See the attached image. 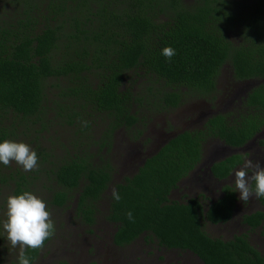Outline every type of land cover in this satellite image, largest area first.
<instances>
[{"label": "trees", "instance_id": "obj_1", "mask_svg": "<svg viewBox=\"0 0 264 264\" xmlns=\"http://www.w3.org/2000/svg\"><path fill=\"white\" fill-rule=\"evenodd\" d=\"M10 5L11 23L0 22V142H16L17 131L27 136L32 125L51 122L43 118L50 83L59 87L55 98L68 103H55L51 111L85 142L78 150L76 139L69 141L78 154L57 163L37 152L38 166L28 171L36 178L0 164V191L6 190L7 196L25 191L41 195L33 181L43 171L51 188L49 205L65 207L75 194L76 215L88 226L95 224L97 203L112 183V166L103 149H111L114 131L142 137L144 111L178 108L187 95L181 88L202 99L209 96L224 65L231 66L236 80H264V0H193L190 6L184 0H12ZM235 35L241 42H233ZM165 47L175 50L171 60L161 54ZM141 78L137 92L134 87ZM152 78L164 84L162 90L146 85ZM243 107L235 124L217 115L201 129L177 133L145 158L136 173L113 186L107 217L117 228L118 246L145 236L161 248L190 253L202 264H264L245 235L222 241L203 231V221L217 224L231 218L235 198L228 188L205 213L195 199L180 203L169 197L199 164L207 140L241 147L261 130L263 85L251 90ZM91 111L110 121L102 137L87 144L91 136L86 133L93 129ZM91 145L98 146L96 153ZM240 162L238 156L227 157L211 166V174L224 178ZM258 200L264 207V198ZM263 221L262 212L244 217L251 230L262 224V236ZM52 236L42 248L26 250L31 264ZM4 243L10 253L15 250L8 263L17 264L21 249L2 232L0 263L10 257Z\"/></svg>", "mask_w": 264, "mask_h": 264}, {"label": "rangeland", "instance_id": "obj_2", "mask_svg": "<svg viewBox=\"0 0 264 264\" xmlns=\"http://www.w3.org/2000/svg\"><path fill=\"white\" fill-rule=\"evenodd\" d=\"M10 1L12 0H0V22L5 21L7 23H11L12 18H9L11 15H13V9L10 5ZM185 4L187 6H190L193 2V0H184ZM12 3V2H11ZM163 18V16H161ZM160 17V18H161ZM8 27V26H6ZM232 39H237V36H232ZM238 41V40H237ZM236 41V42H237ZM225 71V72H224ZM222 72V73H221ZM220 73V81H223V76L228 74L229 67L226 66ZM135 79V78H134ZM156 78H152L150 83L148 80L146 81V85H152L155 89L162 90V86L164 85L161 81L158 84ZM55 83H50L47 86V102L44 104V108L46 109L45 116L43 118L50 119V123H37L35 125H32L30 127L29 134L27 133V136L19 134L20 131H17L16 138H13L16 142H22L24 141L26 145H29L32 150H34L36 153L43 151L41 158L46 157L47 161L57 163L56 161H62V160H68L69 157H71L74 154H78V151L76 152L73 147L70 145V143L76 139L73 135V131L68 128L66 125H64L61 120L56 118L55 113L51 110L54 109L55 103L60 104L61 106L68 105L66 102L67 100H58L55 98L56 94L59 91V87L53 86ZM61 84V83H60ZM59 84V86H60ZM163 84V85H162ZM137 85H142V78L138 79V82L136 83V87H134V90L139 92L140 86L137 87ZM260 85L264 86V82L260 83ZM142 88V87H141ZM167 88V87H166ZM171 90L170 88H168ZM181 93L184 92L187 93V95L183 96V103L184 106L180 107L179 109H176L174 111L164 110L162 112H147L144 111L146 116V128H145V134L144 136L135 139L134 137L127 135L128 133L125 132L122 129H118L114 131L113 134V144L111 146V149L109 151H105L104 154H106V157L108 158L109 163H111L112 166V183L110 185L109 191H107L106 194L103 195L99 203H97V214L95 216V226L88 227L85 226L84 223L77 217L76 210H75V194L74 198L69 202V204L62 208H55L53 206H50L48 203V200L51 199V192H50V186H46V178H44L45 172L41 171L37 176L38 179L36 181H33V185H35V191L39 189L42 191L41 195H37L40 199H42L44 202L45 200L47 202V210L50 212V218L54 223V233L50 240V242L41 250L38 259L35 261L34 264H89L96 260V257L91 249L89 250V255L86 254V251L79 247L80 244H83L85 248H88L89 244L92 246L94 243L95 245H100L104 239H96L95 235L100 236H106L107 231L105 229L110 228L106 226L105 218L108 215L109 210V202H110V195L112 189L114 190L113 186L115 183L121 182L124 180V178L132 176L137 168V165L139 161L135 160V157H137V160H142L144 156H152L155 154L161 146L160 141L162 140L159 138V134L161 131L166 130L165 126H162V124H166L169 126V130L171 132H178L180 130H183L185 125H191L193 128L191 129H197L199 127L202 128L201 121L189 123L188 120L196 119L198 115L196 113H193V116L189 113V107L193 102L194 99H202L199 98L194 92H188L187 89H179ZM222 94L220 96V99L218 103H215L212 108L214 109V113H221L223 112H229L233 113L236 110L237 107V99H235V102L232 104L230 100H223L224 91H221ZM207 97H204L203 99H207ZM213 103L215 101H212ZM182 103V105H183ZM222 110V111H221ZM227 110V111H225ZM89 113V112H88ZM93 117L91 118V121L89 124L93 127L91 131L86 133L87 135L91 136V140L87 142V144H90L92 140H96L100 137H102V133L104 130V127L109 124L110 118H108L104 114L99 113H93ZM65 117V114L63 115ZM88 121V116L86 117ZM173 118H176L174 122L171 123V120ZM10 119V118H9ZM8 119V121L5 123L6 126H9L11 121ZM199 119V118H198ZM41 124L44 126L41 127ZM174 124L175 126H173ZM189 130V128H185ZM42 130V131H40ZM125 135L130 138V141L127 143L125 141ZM161 139V140H160ZM38 141V143L36 142ZM71 141V142H69ZM28 142H32L31 144H28ZM84 139L77 138L75 142H73L77 149L79 150L78 145L81 143H84ZM62 144V145H61ZM65 144V146H63ZM159 146V147H158ZM218 146L222 147L223 143L220 141H208L204 144V153L205 157L204 159H208V162L212 160L213 158H227L228 155L224 157H216L215 152L212 154L213 147ZM98 146L91 145L90 150L92 152L97 151ZM104 151V149H103ZM102 151V153H103ZM101 153V155H102ZM55 156V157H54ZM54 157V159H53ZM40 159L38 158V161ZM45 162V161H44ZM45 164L48 165L46 162ZM45 164L43 167L45 168ZM59 164V163H58ZM142 165V164H141ZM140 165V166H141ZM11 170L15 172V169H18V171H24L23 168L19 165H17L15 162L10 163ZM33 170H36L33 169ZM25 172V171H24ZM30 173L32 177H35L31 172ZM36 178V177H35ZM190 180V179H189ZM186 180V181H189ZM187 183V182H186ZM45 185V186H44ZM6 190L0 191V223L5 219V204L9 196L6 195ZM186 196L185 191H183V186H181L179 189H177L173 195V197L170 198L171 201L175 202H185L186 199H182V197ZM239 204L238 207L240 208ZM260 205L255 202V211L260 210L264 211L263 208L259 207ZM252 210V209H251ZM243 210H236L235 219H238L242 216ZM204 224L203 231L208 234L211 238L215 239H221L223 241H229L233 239L236 235L245 233L244 228L238 227L237 229H234L232 227H210L208 225ZM106 226V227H105ZM0 232L5 236L6 233L3 232L2 226H0ZM91 234V235H88ZM144 236L140 237L138 241L132 246L127 247L123 250L121 253V256L119 254L117 255V258L115 261H117L114 264H165L166 261H161L158 263L156 261V256H161L162 254H165L164 252H158L156 253L157 244L155 241L149 243L144 240ZM250 242L251 244L264 255V244L261 242V239L259 238L258 234L255 232L254 234H251L250 236ZM142 242L146 244L147 247H144ZM3 246L9 250H11V247L6 245L5 243ZM19 247V246H18ZM99 249V248H98ZM10 253V252H9ZM15 250L13 248V251L10 253L9 258H5L3 262L0 264H9L8 261L14 258ZM152 253V254H150ZM184 253V252H183ZM11 255L13 257H11ZM130 255V256H129ZM168 257V263L167 264H173V261L175 260L176 253L172 252V254H165ZM189 255V256H187ZM90 256V259H89ZM128 258V262H124V259ZM159 258V257H158ZM172 260V261H171ZM181 260V259H180ZM179 260V261H180ZM189 262L190 264H201L198 260H196L193 256L191 257L189 253H186L185 263Z\"/></svg>", "mask_w": 264, "mask_h": 264}, {"label": "flooded vegetation", "instance_id": "obj_3", "mask_svg": "<svg viewBox=\"0 0 264 264\" xmlns=\"http://www.w3.org/2000/svg\"><path fill=\"white\" fill-rule=\"evenodd\" d=\"M237 40L241 42V39L238 37H237V39L233 40V42H236ZM226 66L229 67V72H228V74H226L227 76L222 75L224 79H223V81H220V78H221L220 74L222 73L221 71ZM220 72L216 78L215 90L208 96V98L207 99H194L193 100L194 103H192L190 105L189 113L191 116H193V113H196L198 115V117L196 119L192 118L191 120H188L187 122L193 123L196 121H198V122L201 121V125H203L208 119L212 118L213 116L222 115V116H225L232 121L234 120L233 124H235V121L240 116V112L242 111V109H244L243 104L246 101L248 94L251 92V90L253 88L259 86L260 83L264 82V80H236L234 77V74H233V69L231 68L230 65H224L221 68ZM221 91H224L223 94L225 97L223 98V100L226 99L225 100L226 102H227V100H230L231 103L233 104L235 102V99H237L236 110L233 113L229 112V114H231L230 117L226 116L228 112H223L222 110H221L222 111L221 113H219V112L214 113L213 112L214 109L212 108V106H214L215 103H218L220 96L222 94ZM212 101H215V102L213 103ZM182 103H183V100L181 101L179 107L176 109H179L180 107L184 106V103H183V105H182ZM176 109H173V110L170 109V110L174 111ZM225 111H227V110H225ZM175 120H177V119L173 118L171 120V123L174 122ZM172 125L175 126L174 124H172ZM162 126H165L166 130L161 131V133L158 136L159 138L162 139V140L160 139L161 141H160L159 146H163L173 135H176L177 133H179L181 131L187 130L185 128H189V130L201 129V127L197 128V129L196 128L191 129V128H193V126L185 125L183 130H180L178 132H176V131L171 132V130H169V126L166 125L165 123L162 124ZM144 134H145V132L143 133V136H144ZM210 140L211 141L216 140V141L220 142L219 139H209L206 142H208ZM125 141L127 143L130 141V138L127 137L126 135H125ZM202 150H203V155H202V159L199 162V164L189 174L188 177L184 178L178 184L177 188L171 192L169 197L170 198L173 197L175 191L177 189H179L181 186H183V191H185L186 196L182 197V199H186L185 202L190 200V199L197 200L198 203L200 204V206L202 207L203 212L205 213L207 211V209L210 207V205H212L213 203H215V202H217V201H219L225 197V192L223 190L228 188V190L226 192L232 193L233 197L235 198L234 203H233V212H232L231 218L225 223H217V224H213V223H210L207 221H203L202 227H204L205 223H206V225H208L210 227H232L234 229H237L238 227H242V228H244L245 233L239 234L236 236L245 235L248 243L251 246H253L249 240L250 239L249 236L256 232L258 234L259 238L261 239V242L264 244V236L261 235L262 224L260 226H258L257 229L251 230L250 226L248 224L244 223V217L251 216L252 214H255L256 212L264 213V211H260V210L255 211V202H257L260 205L259 207L263 208V210H264V207L261 206V204L259 203V200L257 198H255L254 196L250 197V199L247 202L238 201V199H237L238 194L234 193L235 189H234V183H233V179H234L233 173L241 167L244 159L251 158L256 162H259L261 165H264V126L261 128V130L257 134H255L254 137L249 139L241 147H229V146L225 145L224 143H223L222 147H218V146L213 147L214 151L212 152V154L215 152L216 157H224L226 155H228V157L238 156L241 160V162L235 166V168L229 173V175H227L224 178L219 179V178L214 177L211 174L210 168L214 163L223 161L225 159V157L224 158H213L212 160H210L208 162L209 158L204 159V157H205L204 146H203ZM105 151H106V149H104V152ZM147 157H149V156H144L142 158V160H137V157H135V160L139 161L137 168L141 164H143L145 158H147ZM136 171H137V169H136ZM186 180H189V181H186ZM118 183H120V182H118ZM169 197H168V199H169ZM179 202H181V201H179ZM239 204H242V205H240V208L238 207ZM236 210H243V212H244L242 214V216L238 219H235ZM96 214H97V212H96ZM96 214H95V216H96ZM79 219L82 221L81 218H79ZM95 222H96V220H95ZM105 222L107 223L106 226L110 227V228L105 229V231H107V235L106 236H100L101 238H99L98 235H95L97 240L101 239V241H102V239H104V241H102V243H100V245H98V244L95 245L93 243L92 246L89 244L88 248H85V246H83V244L79 245V247L82 248L81 252H83V250H85L86 254L89 255V250L91 249V251L94 254H96L95 255L96 260L89 263V264H114L117 262V261H115V259L117 258L118 254H119V256H121V253L123 252V250L125 248L132 247L138 241V239H137L128 245L118 246L114 242V236H115V232L117 230L115 224L111 223L108 220V217L105 218ZM84 225L88 226L86 224H84ZM263 225H264V221H263ZM93 226H95V224H93L92 226H88V227H93ZM88 235H91V234H88ZM144 240L146 241V239H144ZM153 241L156 242L155 239H151V240L147 239V242L149 243L148 245L150 246V242H153ZM142 243L145 244L144 242H142ZM143 246L147 247L146 244ZM157 248H158V250H156V253H158V252L163 253L164 252L165 254H172V252H175L176 255H178V256H176L175 260L173 261V264H190L189 262L185 263L186 253H183L180 251H175V250L164 249V248L159 247L158 244H157ZM150 254H152V253H150ZM165 254H162L161 256L157 255L156 261L158 263L160 261H161V263L166 261L165 264H167L168 263V257ZM260 254L264 258V255L262 253H260ZM129 256L126 259H124V262H128ZM187 256H189V255H187ZM190 256L192 257L193 255L190 254ZM194 258L196 260H198L196 257H194ZM89 259H90V256H89ZM124 264H126V263H124Z\"/></svg>", "mask_w": 264, "mask_h": 264}, {"label": "clouds", "instance_id": "obj_4", "mask_svg": "<svg viewBox=\"0 0 264 264\" xmlns=\"http://www.w3.org/2000/svg\"><path fill=\"white\" fill-rule=\"evenodd\" d=\"M161 54L171 60L176 53L172 47H165ZM12 162L28 172L38 166V156L25 143L4 140L0 142V164L8 166ZM233 177L234 193L238 194V201L247 202L253 196L257 199L264 198V165L246 158L233 173ZM113 198L116 201L121 199L115 191ZM5 209V219L0 226L10 244L21 249L17 264H31L26 250L42 248L54 231L47 205L33 193L25 191L9 196ZM127 216L129 220L133 219L132 212H128Z\"/></svg>", "mask_w": 264, "mask_h": 264}, {"label": "water", "instance_id": "obj_5", "mask_svg": "<svg viewBox=\"0 0 264 264\" xmlns=\"http://www.w3.org/2000/svg\"><path fill=\"white\" fill-rule=\"evenodd\" d=\"M174 136H175V135H173L172 137H174ZM172 137H171V138H172Z\"/></svg>", "mask_w": 264, "mask_h": 264}]
</instances>
